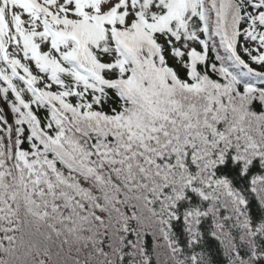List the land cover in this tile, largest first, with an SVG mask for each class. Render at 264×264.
<instances>
[{"label":"snow or ice","instance_id":"obj_1","mask_svg":"<svg viewBox=\"0 0 264 264\" xmlns=\"http://www.w3.org/2000/svg\"><path fill=\"white\" fill-rule=\"evenodd\" d=\"M0 264H264V0H0Z\"/></svg>","mask_w":264,"mask_h":264}]
</instances>
